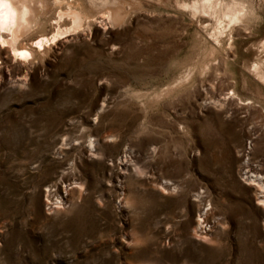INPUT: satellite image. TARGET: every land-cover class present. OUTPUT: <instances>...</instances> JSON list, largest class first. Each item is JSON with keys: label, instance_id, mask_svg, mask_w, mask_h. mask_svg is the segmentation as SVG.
Listing matches in <instances>:
<instances>
[{"label": "rangeland", "instance_id": "obj_1", "mask_svg": "<svg viewBox=\"0 0 264 264\" xmlns=\"http://www.w3.org/2000/svg\"><path fill=\"white\" fill-rule=\"evenodd\" d=\"M239 1L221 37L176 0H33L0 34V264H264V0Z\"/></svg>", "mask_w": 264, "mask_h": 264}, {"label": "bare ground", "instance_id": "obj_2", "mask_svg": "<svg viewBox=\"0 0 264 264\" xmlns=\"http://www.w3.org/2000/svg\"><path fill=\"white\" fill-rule=\"evenodd\" d=\"M31 2H33V0H0V34H1V40L3 42L4 40L2 38V35L7 33L8 36L10 35L12 38H14L16 37L17 33H19V31L21 30V27L29 22L30 13H31V9H30ZM63 2H66V0H55L54 3H56V5H60L61 7V4H63ZM176 4L178 6L180 5V7L189 5L194 13L198 11H206L210 9L211 10L214 9L213 12L216 13L219 12L220 10L219 14L221 13L223 17L225 16L228 21L227 23H222L223 21L221 22L219 21V19H217L219 25L217 37H219L220 34H222L226 29L231 28V26H235L239 23L244 24L245 17L247 16V12H248L245 3L240 2L239 0H193V1L176 0ZM5 5H7V9L5 8ZM223 8L225 9L224 11L221 10ZM78 12H79L78 9L71 10L70 12L68 11V15L71 14L77 23L81 21ZM60 13L62 12L60 11ZM204 22H210V20L205 19ZM242 27L240 26V28ZM246 29H249V27H246ZM39 45L41 44L39 43ZM30 55L31 53L27 49H20V50L16 49L13 53L14 58H20V59L29 58Z\"/></svg>", "mask_w": 264, "mask_h": 264}, {"label": "clouds", "instance_id": "obj_3", "mask_svg": "<svg viewBox=\"0 0 264 264\" xmlns=\"http://www.w3.org/2000/svg\"><path fill=\"white\" fill-rule=\"evenodd\" d=\"M5 8L7 9V5H5Z\"/></svg>", "mask_w": 264, "mask_h": 264}]
</instances>
